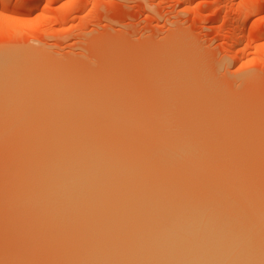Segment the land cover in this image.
<instances>
[{
	"label": "bare ground",
	"instance_id": "6f19581e",
	"mask_svg": "<svg viewBox=\"0 0 264 264\" xmlns=\"http://www.w3.org/2000/svg\"><path fill=\"white\" fill-rule=\"evenodd\" d=\"M3 51L0 145L8 152L0 151L11 158L1 182L0 234L15 240L8 257L15 250L16 260L31 256L25 264H264V127L251 113L255 124H238L214 73L210 88L198 63L184 61L183 52L170 60L167 49L156 56L165 76L155 72V84L162 78L153 99V79L149 96L113 72L109 83L110 71L95 79L90 66H72L88 71L83 76L38 50ZM61 63L66 69L55 67ZM145 78L139 84L146 88Z\"/></svg>",
	"mask_w": 264,
	"mask_h": 264
},
{
	"label": "rangeland",
	"instance_id": "374dc122",
	"mask_svg": "<svg viewBox=\"0 0 264 264\" xmlns=\"http://www.w3.org/2000/svg\"><path fill=\"white\" fill-rule=\"evenodd\" d=\"M32 3L35 4L33 5ZM31 4L33 5V7L31 6ZM7 18L11 22H8ZM235 39L236 41L234 42L233 40ZM237 39L239 42L237 41ZM173 42L177 43V46H175ZM171 44L174 46H172ZM161 47L164 49L163 51L162 49H160ZM166 48L168 50H171V52L168 51L169 53H172V56H169L170 60L175 57V55L173 54L178 53L179 55L183 52L181 56L179 55V57H183L182 59H185L184 61H188L190 59L191 61L193 60L195 64L198 63L196 68L199 67L198 69L201 70V73L205 74L206 77L208 76V73L210 71L212 74L214 73L213 75L210 73L209 76L212 75L211 77L213 79L217 78L218 81L222 83L219 84V82L217 83V79H215L214 81L208 76L206 79H208L207 81L211 85L209 87L213 88L214 86L216 87V85H218L217 87H220L222 85L220 89H223V91L226 90L227 87V90L224 94L229 96L225 97H228L227 100H230L229 98L231 96V99L233 100L230 101H233V103L235 104V106L233 105L234 107L232 108L229 106H231L233 103H231V105H228V107L231 108L229 111H231V113L234 112L233 116L235 118L238 117V122H241H239L238 124H243V122L245 123L248 118L251 119L250 116H253L260 121V123L257 122L258 126L261 125V127H264V0H0V49H2L0 50V52L6 50L8 52L12 51L13 54V52L17 50H25L28 52H34V50H38L42 54L40 55L36 51L34 52V55L38 54L42 57H45V59L47 58V56H49V60L47 59L49 62L51 60V62L56 63V61H53L55 59L59 61V63L64 62L65 65H68L66 66V69L63 66L64 63L63 65L62 63L59 65L56 64L55 67L58 66L57 68H60V65H62L66 70H68V68H71L72 71L77 72V68L74 69V67L72 68V66L78 65L76 67L81 66V68H83L85 66V69H89V67L86 66H90V68H93L90 69V72L92 73L93 70L96 73L97 71L101 73H103L102 71H110L109 73H107L110 74L111 72H113V74L120 75H118L120 78H117V81L118 79H120L121 81V79H125V77H127V80L131 79L129 81H132V88L128 86L129 82L127 84L124 83V85L122 86L126 85L129 87V89H133L134 92H139L134 90H137V88H133L138 86L140 88H144L141 90H145V92L149 96L151 95V93H153L154 90L152 91V88L155 84L154 80L156 79L154 77L156 76L155 72L159 69L163 62L159 63L160 66H156V64L160 62L159 59L166 55L165 53L168 54ZM158 49L161 51H159ZM156 50H158L157 52L159 53V55H157L158 53L153 55V52ZM175 50L179 51L174 52ZM164 51L165 53H162ZM151 54L153 55V57ZM192 54L196 55L197 57H195L194 55L192 56ZM156 56H160V58L157 59ZM147 58H149L150 60ZM175 58L177 59L178 57ZM146 59L150 62H146ZM143 62H146V64H144L145 68L146 65L150 66L149 68L147 66V69L143 68L142 71L141 68L143 66ZM189 62H187L186 64H188ZM55 63H53V66ZM149 63H151L152 65ZM192 63L193 62H191V64ZM139 65H141L140 68L138 67ZM153 66L156 67V70ZM192 66L190 68H192ZM193 67H195V65ZM196 68H194L193 70H195ZM204 68H206V71L204 70ZM163 69L158 71L162 74L163 71L165 72V69ZM199 70H197V72H199ZM87 72L84 73L82 71L80 73L78 71L77 73H80L84 76L85 74H87ZM90 72H88L87 76L90 74V78L97 77L98 73L95 76V73L93 74V76H91L92 73ZM142 72H145L147 76V78L145 79L146 82H149V84L150 81L155 78L152 80L153 82H151L153 83V85H149L147 82L146 88L141 87L143 86V84L141 83L140 85L139 83L143 82L144 80L142 81V78L146 77L145 74L144 77H142ZM159 72H157V74H159ZM193 73H195V71ZM103 75L104 74H102L101 76L103 77ZM102 77L100 79H102ZM108 77L109 76H107L106 78ZM160 78L162 77H159V81ZM198 78L199 76L196 77L197 80ZM95 79H98V77ZM109 79V83L115 80H111L112 77ZM203 79H205V77H203ZM206 79L204 80V82L206 81ZM162 80L164 82V78ZM107 81L108 80H106L105 82L108 84ZM125 81L126 80H122V83ZM213 81L215 82L214 86ZM158 82H156L155 86L157 85V88L152 94L154 95L156 92V95H154L155 98L153 99H157V94L160 93V89L158 87L160 83L158 84ZM207 83L205 84L207 85ZM114 84L119 85L115 81ZM147 84L149 86V90H151L150 93L147 89ZM223 85L226 87L224 88ZM150 87L152 88L150 89ZM146 89L148 90V92L146 91ZM138 90L140 89L138 88ZM141 90L139 92L140 94L144 92H141ZM212 90V95L219 94V92H217L218 90L216 91V93L214 89ZM163 91L164 90H162L161 92L164 94ZM226 92H229V94H227ZM143 95L146 94L143 93ZM221 95L223 94H220L219 96L223 97ZM242 96H244V98H242ZM162 97L164 96H161V98ZM168 97L164 98L167 99ZM210 97L212 98V96ZM170 98H172V96ZM245 98L246 100H243ZM153 99L150 98V100L155 103V100L153 101ZM221 99L225 100L226 98ZM161 100L158 104L163 101ZM219 102L221 103L222 101ZM153 103H150V106L152 104V106H154L152 108L155 109V104ZM237 103L239 105V109L237 108L238 105L236 106ZM157 105V108L155 109L156 112L159 111L157 110L159 108V105ZM253 105L254 107L251 108ZM167 106L169 107L171 105ZM152 108L150 110H153ZM161 108L162 107H160L159 109ZM155 110H153L152 112H155ZM242 110L244 112L246 110L249 112L246 111L247 115L245 114V116ZM259 110L262 111L259 112ZM166 111L168 110H165L164 112ZM160 112L161 111H159V113ZM168 112H166V114ZM29 113H27V115ZM173 113L174 112H171L170 115H172ZM235 113L236 116L234 115ZM238 113H240V115H237ZM248 113H251L252 115L248 116ZM162 114L163 113L161 112L160 115ZM242 114L243 118L241 116ZM150 115H152V113H150ZM157 115H159L158 112ZM258 116L260 118H258ZM249 119L248 121H251V124L256 123L254 122L255 120L252 121ZM248 121H246L247 123H245L246 126L248 123L250 124V122ZM3 143L4 142H2V144ZM6 146L5 148L3 147V145L1 146L3 147L2 151L7 150ZM2 151H0V154ZM7 152H2L3 155L1 154L0 168L2 169V171L0 170V174H2L3 176H0V187L3 186V183L1 182L4 181V172L6 171V167L8 166L7 163H9L11 158L6 157L5 154ZM261 152L262 151H260V153ZM0 190L1 195L2 187ZM1 198L2 197L0 196V200ZM1 202L2 201H0V203ZM0 208L1 212L2 210H5L3 206H1ZM1 217H3V214ZM8 218L9 217L7 215L6 219L8 220ZM7 220H5V226ZM10 222H7V226L9 227L11 226ZM1 228L2 225L0 226V230ZM11 228L13 229L12 226ZM11 228H9V232ZM4 229L5 227L3 228L2 232L5 231ZM6 231H8V229ZM9 232L8 234H10ZM12 232L15 231L13 230ZM5 235H7V233L5 232H3V235L0 234V254L3 257L6 254L5 250H7L8 248L12 249L14 246L13 242L15 241L9 238L8 235ZM16 243L18 242H15V244ZM18 244L20 245V243ZM18 247L16 249H18ZM20 250L21 248L18 250L19 254L21 255ZM1 251H3V253L5 254L1 253ZM9 251L11 250L8 249L7 252ZM13 251L9 254V256H13H11L13 260H10L12 258L8 257V254H6V258H1L0 264L1 261L2 264H5V262L9 258L10 259L8 261L11 262H6L7 264H16L14 262V260H16L14 259V254L16 257L19 255H16V253H13ZM24 251L25 250L23 246V252ZM33 253L34 252H31V255ZM23 254L24 253H22V256ZM26 254L27 253H25L23 257H28V254ZM23 257H18L19 260H16L18 264L21 260H23V264H25V261L27 263V260ZM29 257L31 256L29 255ZM3 260L6 261L3 262ZM34 262L37 263L38 260L36 261L35 259ZM31 263L33 264V262ZM38 263L40 264V262Z\"/></svg>",
	"mask_w": 264,
	"mask_h": 264
}]
</instances>
